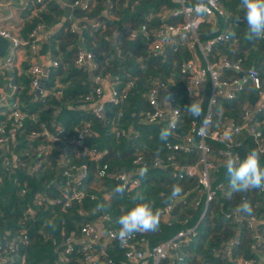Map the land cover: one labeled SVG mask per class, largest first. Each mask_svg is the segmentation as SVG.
I'll return each instance as SVG.
<instances>
[{
  "label": "trees",
  "instance_id": "trees-1",
  "mask_svg": "<svg viewBox=\"0 0 264 264\" xmlns=\"http://www.w3.org/2000/svg\"><path fill=\"white\" fill-rule=\"evenodd\" d=\"M197 2L189 0L187 5ZM65 6L74 8L72 18H65ZM31 7L20 39L28 42L32 31L41 25L50 35L48 43H43L37 54L28 45L22 47L26 59L21 71L10 72L16 86L11 101L19 105L21 124H16L13 112L0 110V126L11 139L7 155V149L0 147V242L3 246L17 244L9 263L61 264L58 259L65 249L64 240L73 236L74 252L65 264H82L86 256L79 240L82 228L90 225L102 232H119V218L140 202L139 196L153 201L162 211L173 207L169 214L162 213L158 231L134 235L140 249H153L199 223L197 235L184 241L162 264L263 262L264 189L232 192L224 166L227 156L222 155L226 146L208 141L211 152L207 160L215 165L211 187L216 196L204 214L205 193L197 177L181 178L179 170L188 166L201 169L202 153L197 147L189 153L168 148L170 142L180 143L189 135L194 123L200 125L206 111L205 101L201 116L185 111L196 100L187 93L188 75L181 72V66L194 57L189 47L192 39L174 37L162 54L155 52L156 38L164 26L185 23L183 16L173 15L181 6L174 0H45L41 4L33 1ZM244 11L242 0H219L215 15L205 18L197 30L203 45L228 34L226 41L216 43L207 53L210 63L226 59L239 63L244 72H259L260 89L247 83L236 91L233 100L220 96L213 109L211 130H223L229 121L243 126L238 136L242 146L234 150L241 160L252 149H259L249 129L244 128V116L247 109L260 105L264 94V38H249ZM60 25V30L52 34ZM82 50L93 54V71L89 65L78 63ZM42 51L49 52L58 66L50 68L43 93L37 96L30 69ZM221 73L224 81L240 77L231 69ZM97 79L109 80L122 96L119 106H105L102 118L92 107L97 106V99L85 100L98 87L104 94ZM160 84L167 86L173 106L180 110L177 130L165 141L159 134L168 123L145 121V114L152 109L147 95ZM209 93L207 85L204 98ZM135 117L139 122L134 126ZM251 124L264 141V109L255 114ZM87 127L91 132L78 145L79 133ZM92 150L101 158L93 157ZM139 157L143 159L140 164L136 163ZM157 159L164 161L163 167L155 166ZM260 165L264 167V155ZM123 173L140 182L132 192H127L116 178ZM177 184L183 192L176 202L169 197ZM118 187L123 191L117 192ZM74 190L85 192V196L64 209L66 196ZM199 199L203 202L197 206ZM253 218L256 225L251 223ZM100 221L105 223L100 225ZM24 235L28 240L20 242ZM94 250L115 264L123 263L125 248L119 241L106 247L95 244ZM99 259L106 260L104 256Z\"/></svg>",
  "mask_w": 264,
  "mask_h": 264
},
{
  "label": "built area",
  "instance_id": "built-area-1",
  "mask_svg": "<svg viewBox=\"0 0 264 264\" xmlns=\"http://www.w3.org/2000/svg\"><path fill=\"white\" fill-rule=\"evenodd\" d=\"M34 2L41 4L45 0H33ZM177 2L181 8L174 12V16H183L185 19V23L180 24L178 26H164L158 33L156 38V43L154 45L155 52L158 54H162L164 47L171 42L174 37H181L183 39H187L188 36L192 39L190 41L189 47L192 51H194V57L192 60L185 62L181 66L182 74L188 75V80L186 83L187 93L190 97L195 99H203L205 101L206 111L202 120V123L198 125L197 123L193 124L192 130L180 143H169L168 148L174 151H181L183 153H189L192 151V148L197 147V149L202 153V158L200 164L202 165L201 169L197 167L188 166L186 168H179L181 171L180 177L187 178H196L199 181V188L202 189L205 193V204L206 208L204 210V214L207 211V205L215 198L216 192L212 190L211 187V171L215 169V165L209 163L207 160L208 154L211 152V148L208 145V141L215 142L221 145H225V151L222 152L223 156H228L229 153L233 155H238L241 159V155L234 152L236 148H240L242 143L238 136L242 134L243 126L235 124L233 121H229L223 130L213 129L211 130V125L214 121L213 109L217 104V100L220 96H224L228 100H233L235 98L236 91H240L243 89V86L247 83H252L257 89L261 88V79L259 72L256 69H249L244 72L242 66L237 64H232L228 60L223 59L216 63H210L207 57V53L212 49V47L222 41H226L228 39V34L223 33L218 35L215 39H212L207 42V44L203 45L198 40L197 30L199 25L204 21L205 18H211L215 15L218 10V1L219 0H207L206 10L203 12H197L196 4L194 6L187 5L189 0H174ZM84 8H88V3L84 5ZM44 27L39 25L36 27L32 33L30 34V40L28 42H24L18 37L12 36L9 33L1 32L0 36L6 39H10L12 42V49L15 53L20 50L22 47L30 46L31 51L34 54L38 53V49L40 43L43 38ZM196 49L199 50V53L196 52ZM89 62L94 63L93 54L82 50L78 53V63L80 65H87ZM52 66L57 67L58 63L53 61ZM95 68V64L93 65ZM9 72L13 70L12 63L9 60L7 62V68ZM231 69L236 73L240 74V77L235 78L231 81H224L221 79L222 71ZM30 73L33 75L32 86L34 91L40 88V82L43 78L44 72L40 65L36 62L32 65L30 69ZM48 78V74L46 79ZM14 78L9 79V89L12 92L10 98L14 96L16 91V86L13 84ZM96 82H100V80H95ZM102 82V81H101ZM100 82V83H101ZM207 85L210 86V93L206 98L205 92ZM112 97L111 103L114 106H119L122 103V96L118 95V92L112 88ZM43 93V90H42ZM264 93V92H261ZM104 94L101 87L96 88L93 93L86 96L85 100L87 102H92L94 99H97L99 102L103 98ZM5 104L7 96L5 95ZM147 100L152 107L150 111L145 114V121L150 123H162L167 122L168 125L175 124V128L172 133H175L177 130L178 123L180 121V110L173 106V98L171 93L169 92L167 86L165 84H160L155 86L148 95ZM166 103L169 108H166ZM18 103L13 101L12 104V114L14 115V119L17 125H20L23 116L19 111ZM258 110L264 109V94L262 96L260 105L257 107ZM256 108V109H257ZM254 108L247 109L245 112L244 119L246 120L245 129H249L250 136L253 138L256 146L264 152V141L262 140V133L259 132L251 123L254 120ZM94 113L98 118L103 117V113L100 109H94ZM91 132L90 128H85L82 132L79 133L78 139L76 143L78 145H82L84 138ZM0 133L3 137H0V147H4L7 149L6 155L9 153V143L11 142L10 137L5 136L4 129L0 126ZM91 155L96 159L101 158V154L96 150L91 151ZM143 159L139 157L136 163H142ZM164 161L162 159H157L155 161V166L163 167ZM107 167L105 166L104 169ZM102 174H105L103 171ZM67 177H70L71 173L69 171L65 172ZM117 180L122 182L123 188L127 192H132L139 185L140 182L136 179H131L128 174H119L117 175ZM80 180L76 179V184L80 185ZM85 196V192L74 190L71 193H68L66 199L64 201L63 207L64 209H69L73 204L79 203L81 199ZM179 199H174V201H178ZM203 202L202 199H199L196 203L199 206ZM172 205H169L162 213L169 214L172 210ZM252 224L256 225V220L253 218ZM105 221H100L99 224L103 225ZM199 224V223H198ZM198 224L195 227H192L188 230H184L179 232L172 240L166 241L161 245L156 246L153 249H140L138 245L134 243L135 236L129 239L126 243H122L125 252L123 256L122 264H162L163 261L167 260L170 257V253L172 251H177L181 244L184 241H189L192 237L197 235ZM82 237L79 238L83 247V252L86 253L85 259L82 264H115L113 259L108 258L104 253L97 254L94 250L95 244H101L106 247L110 243L115 241H121L118 238V232L113 230L108 231H100L98 228L87 225L81 230ZM28 236L24 235L19 241H27ZM1 241V236H0ZM17 241V240H16ZM75 238L73 236H68L64 240L65 249L63 253L60 255L58 261L61 264H65L68 255L74 252L73 242ZM15 242L7 243L6 245H2L0 242V264H11L14 258L12 255L16 252ZM4 254L10 255V258L3 256ZM104 256L105 261L101 262L99 257ZM178 260L183 261V258H180L178 254H176ZM242 264H264L263 262H258L256 260H245Z\"/></svg>",
  "mask_w": 264,
  "mask_h": 264
},
{
  "label": "clouds",
  "instance_id": "clouds-1",
  "mask_svg": "<svg viewBox=\"0 0 264 264\" xmlns=\"http://www.w3.org/2000/svg\"><path fill=\"white\" fill-rule=\"evenodd\" d=\"M242 7L245 10L243 19L247 23L249 38H264V0H242ZM196 10L197 12L206 10L205 0H198ZM202 101L203 99H196L185 111L194 117L201 116ZM174 128L175 124H170L167 128L161 129L160 139L167 140L172 135ZM262 155L264 152L256 148L252 149L243 160L238 155L228 154L224 166L232 192L264 189V167L260 165ZM116 191L122 192L123 188L118 187ZM182 192V186L173 185L169 198H179ZM138 200L140 202L118 220L120 225L118 238L121 243H126L136 233H154L159 230L162 210L155 208L154 202L143 196H139Z\"/></svg>",
  "mask_w": 264,
  "mask_h": 264
},
{
  "label": "crops",
  "instance_id": "crops-1",
  "mask_svg": "<svg viewBox=\"0 0 264 264\" xmlns=\"http://www.w3.org/2000/svg\"><path fill=\"white\" fill-rule=\"evenodd\" d=\"M31 3H33L32 0H0V33L5 32L9 33L12 36L18 37L20 39V35L22 34V28L25 25V18L26 15L29 14L31 7ZM73 15V13H72ZM62 26H58L52 34L56 33L60 30ZM49 34H47V31H44L43 38L40 43L39 47H42L43 43H48ZM6 39V38H4ZM9 41V50L6 53L5 57L0 59L2 61V65H0V110L7 109L8 111L12 112V104L13 101H11L10 95L12 92L9 89V79L10 72L6 69L7 68V62L10 60L12 63L13 71H21L22 64L24 63L26 56L21 50L13 52V45L10 39H6ZM42 50V48H40ZM52 56L47 51H42V54L36 58L35 62L40 65L43 69V72H46V69H48V73L50 68L52 67ZM87 65L90 67V71H93L94 63L89 62ZM12 71V72H13ZM11 72V73H12ZM101 86L104 89V96L103 98L96 103V105H100L101 112H104L105 106L108 103H111V97H112V87L109 80H104L101 83ZM5 95L7 96L6 100V106L5 104ZM166 105V108L168 109L169 106ZM256 112L254 111V115Z\"/></svg>",
  "mask_w": 264,
  "mask_h": 264
},
{
  "label": "water",
  "instance_id": "water-1",
  "mask_svg": "<svg viewBox=\"0 0 264 264\" xmlns=\"http://www.w3.org/2000/svg\"><path fill=\"white\" fill-rule=\"evenodd\" d=\"M73 7L71 6H65V18L69 19L72 18V13H73ZM9 50V41L4 39L3 37L0 36V59H2L3 57H5L6 53ZM0 65H2V61L0 60ZM48 74V69H46V72H44L43 78L41 79L40 82V88L37 89L35 92V94L37 96H41L42 95V90H43V85L46 83V76ZM94 109H100L101 106H92ZM259 110L258 108L255 110V112L257 113ZM139 122L138 117H135V122H134V126ZM167 124V122H166Z\"/></svg>",
  "mask_w": 264,
  "mask_h": 264
}]
</instances>
